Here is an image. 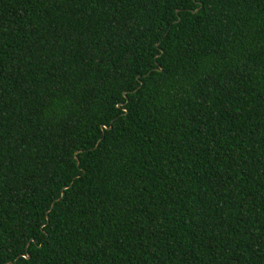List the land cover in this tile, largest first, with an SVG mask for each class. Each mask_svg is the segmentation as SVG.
<instances>
[{
  "label": "trees",
  "instance_id": "1",
  "mask_svg": "<svg viewBox=\"0 0 264 264\" xmlns=\"http://www.w3.org/2000/svg\"><path fill=\"white\" fill-rule=\"evenodd\" d=\"M0 264H264V0H0Z\"/></svg>",
  "mask_w": 264,
  "mask_h": 264
}]
</instances>
